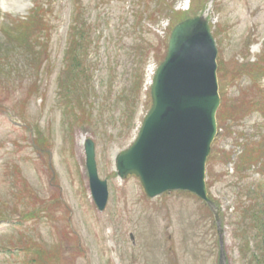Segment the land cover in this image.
Segmentation results:
<instances>
[{"label":"rangeland","instance_id":"1","mask_svg":"<svg viewBox=\"0 0 264 264\" xmlns=\"http://www.w3.org/2000/svg\"><path fill=\"white\" fill-rule=\"evenodd\" d=\"M197 15L218 49L213 206L186 191L150 198L138 177L116 172L172 29ZM255 61L264 64V0H0V264H250V192L264 184ZM86 138L108 181L104 211L91 197ZM246 138L260 153L238 158Z\"/></svg>","mask_w":264,"mask_h":264},{"label":"water","instance_id":"2","mask_svg":"<svg viewBox=\"0 0 264 264\" xmlns=\"http://www.w3.org/2000/svg\"><path fill=\"white\" fill-rule=\"evenodd\" d=\"M217 56L204 15L173 28L167 54L151 85L152 105L133 143L116 157L118 175L137 176L151 198L183 190L214 205L206 185V163L218 128ZM85 152L91 193L104 210L108 184L99 177L91 139L85 143Z\"/></svg>","mask_w":264,"mask_h":264},{"label":"trees","instance_id":"3","mask_svg":"<svg viewBox=\"0 0 264 264\" xmlns=\"http://www.w3.org/2000/svg\"><path fill=\"white\" fill-rule=\"evenodd\" d=\"M84 38H85V36H84ZM27 43L28 42H26V43L20 42L18 47H24L23 45H27ZM72 44H73V42L69 45L70 48L67 50V55H69V53L72 51V49H71ZM255 62L256 63H254V65H258L259 67H263L262 68L263 70L261 69V71H264V64H259L258 63L259 61H255ZM72 64H74L73 66L78 65V63H76L75 59L72 62H70V67H72ZM250 69H251V66L249 68H247V71H249ZM245 94L248 95V93H245ZM257 95H255L256 97L253 98L252 100H250L249 102H250V105L252 107H254L253 111L260 113L264 117V94L260 93L258 96ZM249 139L250 138H246L247 142L244 144L245 145L244 153L242 155H240L238 158L243 157V155L250 150L257 152V153H260V151H258V150H253L251 142H249ZM254 142H255V143H253L254 145H258V143L259 144L264 143V141H254ZM238 145H240V144H238ZM238 167H240V169H241L243 167V165H240ZM263 185L264 184H261L258 186V188L255 189V191H257V192H254V189H253V191H251L252 193L250 192V195H252V197L255 201V204L253 205V208H252L251 217H252V221L254 224L253 227L256 230V234L253 236L252 239H254L255 246H256L257 250L259 251L255 255V258H254V256L252 257L250 264H264V189H263ZM252 239H251V241H252Z\"/></svg>","mask_w":264,"mask_h":264},{"label":"bare ground","instance_id":"4","mask_svg":"<svg viewBox=\"0 0 264 264\" xmlns=\"http://www.w3.org/2000/svg\"><path fill=\"white\" fill-rule=\"evenodd\" d=\"M152 79V78H151ZM151 79H150V81H151Z\"/></svg>","mask_w":264,"mask_h":264}]
</instances>
